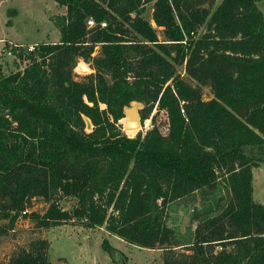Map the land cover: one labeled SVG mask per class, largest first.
Here are the masks:
<instances>
[{
	"label": "trees",
	"instance_id": "obj_1",
	"mask_svg": "<svg viewBox=\"0 0 264 264\" xmlns=\"http://www.w3.org/2000/svg\"><path fill=\"white\" fill-rule=\"evenodd\" d=\"M54 1L64 6L49 16L57 41L13 47L28 63L0 66V219L13 226L40 197L46 209L23 215L41 228L81 219L127 244L163 248L162 264H264V203L251 182L264 163V0ZM79 58L94 72L75 79ZM132 101L144 104L141 124L164 109L166 133L153 115L144 132L124 131ZM68 196L76 203L63 210ZM185 199L198 201L196 224L179 241L167 210ZM100 247L124 260L107 238ZM47 248L36 238L8 264H50Z\"/></svg>",
	"mask_w": 264,
	"mask_h": 264
},
{
	"label": "rangeland",
	"instance_id": "obj_2",
	"mask_svg": "<svg viewBox=\"0 0 264 264\" xmlns=\"http://www.w3.org/2000/svg\"><path fill=\"white\" fill-rule=\"evenodd\" d=\"M214 5L220 1L214 0ZM64 7L59 6L54 0H0V47L8 46L9 41L23 44L38 45L40 43L55 42L58 33L49 19L52 14L63 13ZM144 16L151 26L157 30L158 37L162 38L161 28L155 26L151 19V4L145 6ZM98 47H94L92 56H97ZM78 61V62H77ZM78 66L73 70L74 78L80 79L84 74L94 72L93 68L83 59H77ZM28 60H21L18 56H6L0 53V66L4 73H10L22 69ZM175 73L187 79L183 72V65L175 66ZM194 84V82H192ZM202 98L207 100L212 97L208 87L201 86ZM158 125L161 133L167 131V117L164 109L151 112L147 119L136 130L129 132L134 136L139 130L144 132L152 126L150 117ZM122 120V119H121ZM121 122V121H120ZM90 130V128H87ZM254 179L252 182V199L264 203V163L259 162L254 166ZM76 200L73 196L61 199L58 204L63 210L71 209ZM198 201L189 199L181 200V203L174 204L167 212L166 222L176 229L177 238L185 233L186 228L193 229L195 221L189 219V211L197 206ZM47 203L40 197H32L27 204V212L35 211L42 213ZM6 227V231L0 234V264H8V259L20 249H28L29 244L36 238L45 239L48 242V259L50 264H162L164 255L163 248H140L121 241L116 236L104 231L102 227L85 228L81 219L73 218L69 222L41 228L36 226L35 221L30 220L27 215H19L13 226H7V219H0ZM108 239L114 249L124 255V260L116 257L112 260L107 252L103 251L100 244L103 239ZM178 241V242H179ZM186 247H174L176 252H188Z\"/></svg>",
	"mask_w": 264,
	"mask_h": 264
},
{
	"label": "water",
	"instance_id": "obj_3",
	"mask_svg": "<svg viewBox=\"0 0 264 264\" xmlns=\"http://www.w3.org/2000/svg\"><path fill=\"white\" fill-rule=\"evenodd\" d=\"M144 106L143 103L140 101H132L129 103V105L125 106L123 108V119L120 123H122V129L125 130H136L141 126L140 121V115H139V109H141ZM86 117V116H84ZM87 120L84 118V122L86 123L87 128H92V123H90V120L88 117H86ZM123 264V262L121 263Z\"/></svg>",
	"mask_w": 264,
	"mask_h": 264
},
{
	"label": "built area",
	"instance_id": "obj_4",
	"mask_svg": "<svg viewBox=\"0 0 264 264\" xmlns=\"http://www.w3.org/2000/svg\"><path fill=\"white\" fill-rule=\"evenodd\" d=\"M94 24L95 23H94V21L91 18H88L86 20V26L87 27H91ZM100 25L101 26H104L105 25V22L104 21H101L100 22ZM8 44H9L8 46L6 45V46H1L0 47V53H3V54H5L8 57H10V56H16L15 53L13 52V50H12L13 47H19V46L24 47L21 44H17V43L11 42V41H9ZM34 46L35 45H33V44H28V46H26L25 49H26L27 52L28 51H32V50H34ZM27 211H28L27 209L21 210L20 211V214L22 215V214L28 213Z\"/></svg>",
	"mask_w": 264,
	"mask_h": 264
},
{
	"label": "crops",
	"instance_id": "obj_5",
	"mask_svg": "<svg viewBox=\"0 0 264 264\" xmlns=\"http://www.w3.org/2000/svg\"><path fill=\"white\" fill-rule=\"evenodd\" d=\"M64 7V6H63ZM64 12V11H63ZM60 14H62V13H60ZM15 43V42H14ZM21 45H23V44H21ZM79 59H81V58H79ZM253 174H254V170L252 171V181H253V179H254V176H253ZM254 189V186H253V188H252V190ZM113 235V234H112ZM115 236V235H114ZM117 237V236H116ZM118 238V237H117ZM120 239V238H119ZM121 240V239H120ZM122 241V240H121Z\"/></svg>",
	"mask_w": 264,
	"mask_h": 264
}]
</instances>
